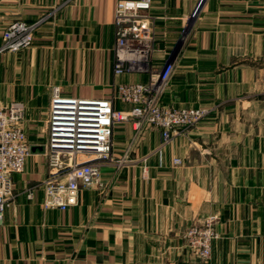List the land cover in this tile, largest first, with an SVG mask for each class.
Listing matches in <instances>:
<instances>
[{"label":"crops","instance_id":"obj_1","mask_svg":"<svg viewBox=\"0 0 264 264\" xmlns=\"http://www.w3.org/2000/svg\"><path fill=\"white\" fill-rule=\"evenodd\" d=\"M120 1L141 0H0V48L11 24L56 12L32 47L0 54V103H25L34 152L13 176L0 264H204L184 235L211 215L220 217L212 264H264V0H205L196 20L198 0H152L154 64L175 67L162 104L209 108L210 117L168 145L154 127L137 134L119 123L113 153L125 160L103 167L105 188L83 189L68 211L43 210L53 89L101 100L149 81L114 73Z\"/></svg>","mask_w":264,"mask_h":264},{"label":"built area","instance_id":"obj_2","mask_svg":"<svg viewBox=\"0 0 264 264\" xmlns=\"http://www.w3.org/2000/svg\"><path fill=\"white\" fill-rule=\"evenodd\" d=\"M204 2L198 0L192 20L199 17ZM151 4L152 0L120 1L115 18L114 73L146 74L147 83L121 84L110 98L101 100L70 98L59 87L53 89L48 140L43 147L48 172L39 185L45 212L68 211L78 205L83 189L105 188L103 167L121 166L125 160L116 159L113 153L114 128L119 123L133 124L137 134L146 126L154 127L161 131L163 145H168L173 136L197 128L210 117L209 108H173L162 104L175 67L166 63L158 69L154 64L156 34L155 17L148 12ZM55 13L33 24H11L3 33L0 54L32 47L39 28ZM118 102L132 109L119 111ZM25 111L23 102L0 103V226L15 199L13 176L25 172L34 153L24 128ZM174 164L181 166L183 161L175 159ZM28 197L33 199L34 191ZM219 224L220 217L211 215L185 232L188 250L204 264H212L213 244L220 238Z\"/></svg>","mask_w":264,"mask_h":264}]
</instances>
